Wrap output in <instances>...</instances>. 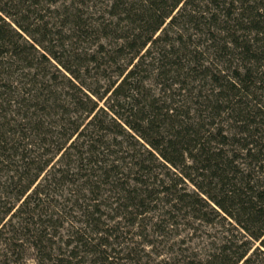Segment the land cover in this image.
<instances>
[{"label": "trees", "instance_id": "16d2710c", "mask_svg": "<svg viewBox=\"0 0 264 264\" xmlns=\"http://www.w3.org/2000/svg\"><path fill=\"white\" fill-rule=\"evenodd\" d=\"M181 228L219 233L158 261ZM29 251L264 264V0H0V264Z\"/></svg>", "mask_w": 264, "mask_h": 264}, {"label": "rangeland", "instance_id": "374dc122", "mask_svg": "<svg viewBox=\"0 0 264 264\" xmlns=\"http://www.w3.org/2000/svg\"><path fill=\"white\" fill-rule=\"evenodd\" d=\"M183 228H181L179 230V233H176L173 235L171 242L169 243V245H167L165 248L161 247L160 249L156 248V252H159V254H163V257L157 259L159 260H165L170 258L171 252H178L180 250V248L183 246L184 248L186 247H190L191 249H198L201 250L202 246L206 244V236L208 237L210 236H215L216 234L219 233V229L218 228H214L212 230L208 229H201V231L198 232L197 236H193V237H189L187 236V233L185 231H182ZM209 233V235H208ZM180 234V235H179ZM203 237V238H201ZM185 241L186 245H182L181 242ZM140 242V241H139ZM176 242V247L172 248L171 246H173L172 244H174ZM182 247V248H183ZM172 248V250L170 249ZM142 250H143V246H142ZM152 248L151 247H146L145 248V253H150L152 252ZM155 252L150 254V258L152 261V263H154L156 261V257H155ZM25 261L27 262V264H32L34 262V258H33V253L32 252H28L27 253V258L25 259Z\"/></svg>", "mask_w": 264, "mask_h": 264}, {"label": "snow or ice", "instance_id": "6c2138e0", "mask_svg": "<svg viewBox=\"0 0 264 264\" xmlns=\"http://www.w3.org/2000/svg\"><path fill=\"white\" fill-rule=\"evenodd\" d=\"M72 2V0H68V3L70 4ZM188 2V0H185V3H187ZM205 55H207V52H205ZM250 147V146H249ZM243 159V158H242ZM110 207H114V206H112V205H110ZM75 218V217H74ZM109 219L111 220V221H113V222H115V220H116V215L115 214H113L112 216H110L109 217ZM135 235H139V233H134Z\"/></svg>", "mask_w": 264, "mask_h": 264}]
</instances>
